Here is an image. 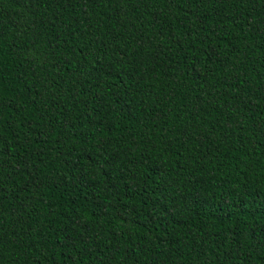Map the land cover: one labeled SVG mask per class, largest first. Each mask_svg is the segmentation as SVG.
<instances>
[{"label": "trees", "instance_id": "trees-1", "mask_svg": "<svg viewBox=\"0 0 264 264\" xmlns=\"http://www.w3.org/2000/svg\"><path fill=\"white\" fill-rule=\"evenodd\" d=\"M0 264H264V0H0Z\"/></svg>", "mask_w": 264, "mask_h": 264}]
</instances>
